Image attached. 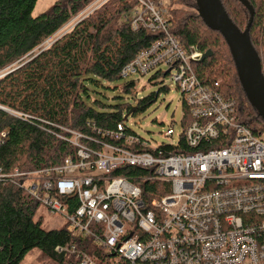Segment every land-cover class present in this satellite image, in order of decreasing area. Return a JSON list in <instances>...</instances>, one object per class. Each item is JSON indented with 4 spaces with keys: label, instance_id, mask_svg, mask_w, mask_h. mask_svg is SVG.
<instances>
[{
    "label": "built area",
    "instance_id": "2783aa9c",
    "mask_svg": "<svg viewBox=\"0 0 264 264\" xmlns=\"http://www.w3.org/2000/svg\"><path fill=\"white\" fill-rule=\"evenodd\" d=\"M107 1L95 0L76 23ZM130 1L122 21L157 37L121 76L167 67L185 106L178 141L174 119L164 132L167 144H153L123 121L106 130L89 124L100 137L54 125L47 130L71 143L76 158L11 173L0 167V189L13 184L63 215L80 243L57 245L55 253L76 264H264V133L239 120L234 98L219 82L198 77L192 64L203 52L179 42L165 8L154 0ZM0 110L28 119L2 104ZM7 135L0 133V145Z\"/></svg>",
    "mask_w": 264,
    "mask_h": 264
},
{
    "label": "trees",
    "instance_id": "16d2710c",
    "mask_svg": "<svg viewBox=\"0 0 264 264\" xmlns=\"http://www.w3.org/2000/svg\"><path fill=\"white\" fill-rule=\"evenodd\" d=\"M37 1L0 0V72H8L0 77V104L28 114V119H22L0 110V133L8 132L0 145V167L6 173L15 167L32 170L76 158L77 151L71 143L47 130L55 129L54 125L100 137L91 131L89 124L106 130L122 122V110L126 108L129 112L133 106L106 105L97 100L92 105L89 85H100L103 80L113 83L122 78V68L157 37L145 29L133 31L122 21L123 13L134 5L132 1L109 0L61 37L42 46L95 0H57L49 11L34 16ZM154 1L158 5L161 2ZM191 1L196 11L183 18L178 16L180 8L168 10L171 32L185 48L194 45L203 53L213 52L211 57L197 63L196 74L204 83L219 82L220 90L234 98L239 120L255 134L264 133V121L241 88L225 39L206 26L197 11L196 0ZM249 1L255 9L250 37L261 57L264 73L263 0ZM222 2L232 21L244 30L250 19L249 10L239 0ZM134 86L132 81L122 89L132 92ZM151 98L154 97L141 102ZM124 168L142 172L139 167ZM124 168L115 170V174L122 173ZM135 182L145 186L139 180ZM40 207L22 188L13 184L1 187L0 264H20L35 248L58 264H76L75 260L58 256L55 247L67 242L80 243L78 238L67 226L45 229L43 217H36Z\"/></svg>",
    "mask_w": 264,
    "mask_h": 264
},
{
    "label": "rangeland",
    "instance_id": "374dc122",
    "mask_svg": "<svg viewBox=\"0 0 264 264\" xmlns=\"http://www.w3.org/2000/svg\"><path fill=\"white\" fill-rule=\"evenodd\" d=\"M56 1L38 0L33 15L38 16L41 13L49 11ZM174 2L175 0L171 2L169 0H161L159 4L162 8L166 9L167 17L168 10L170 11L171 8L181 9L178 15L179 18H183L188 12L196 11L193 8L191 0H186L184 3ZM75 18L55 35L44 41L42 46L50 44L70 30L77 22ZM193 64L194 70H196L197 63ZM166 70L167 67L163 66L161 68L162 72H159L157 69L145 76L129 75L113 83L104 80L100 85L91 83L89 85L91 89L89 102L93 105L94 100H97L106 105L113 106L126 103L137 107L140 102L139 108L127 117H125L128 112L127 109L124 108L122 110L123 122L139 136L151 141L153 144H167L170 142V139L165 136L164 132L167 129V125L174 119L176 121L174 125L176 132L174 139L178 141L184 127L183 117L185 106L177 83L172 79L171 74L164 73ZM4 74L0 72V77ZM132 81L135 83L132 92H124L122 87ZM149 96L154 98H151V101L141 102V100ZM39 216L43 217V227L47 230L63 229L65 226H68L67 220L63 215L52 213L43 205H41L36 217ZM20 264H58V262L47 257L40 249L35 248L25 256Z\"/></svg>",
    "mask_w": 264,
    "mask_h": 264
},
{
    "label": "water",
    "instance_id": "95a60500",
    "mask_svg": "<svg viewBox=\"0 0 264 264\" xmlns=\"http://www.w3.org/2000/svg\"><path fill=\"white\" fill-rule=\"evenodd\" d=\"M239 2L250 13L249 22L244 30H241L232 21L222 0H196L197 11L203 22L211 30L218 31L225 39L235 64L241 88L251 106L264 121V73L261 57L250 37L255 9L249 0H239ZM212 55L213 52L209 50L194 58L193 61L201 63ZM136 109L133 106L125 117L136 111Z\"/></svg>",
    "mask_w": 264,
    "mask_h": 264
}]
</instances>
